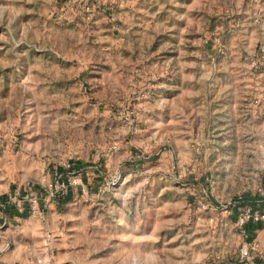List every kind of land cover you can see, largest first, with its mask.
<instances>
[{"label": "rangeland", "instance_id": "1", "mask_svg": "<svg viewBox=\"0 0 264 264\" xmlns=\"http://www.w3.org/2000/svg\"><path fill=\"white\" fill-rule=\"evenodd\" d=\"M259 41L257 0H0V194L51 206L27 259L234 264L231 201L264 196Z\"/></svg>", "mask_w": 264, "mask_h": 264}, {"label": "crops", "instance_id": "2", "mask_svg": "<svg viewBox=\"0 0 264 264\" xmlns=\"http://www.w3.org/2000/svg\"><path fill=\"white\" fill-rule=\"evenodd\" d=\"M258 36L260 40L258 42V49L261 51L258 57L260 58V62H264V4L262 0L257 2V37ZM257 76H264V72L260 70L257 71ZM157 102L159 107L162 105L164 106V104L166 106L165 98L158 99ZM146 108L147 104L145 106V109ZM258 110L259 112H264V105H259ZM262 124L264 126V121ZM146 125L147 124L143 125L141 123L135 126V131H137L136 134L138 133V136L140 137L139 139H141L143 143H156L159 140L166 141L168 138H170L167 133H164V131H162L161 128L155 129V125L148 124L147 127ZM100 172H96L94 175L95 177H98L97 179L99 180L100 176L102 175L101 170ZM32 188L33 190H35L36 195L38 193L40 194L41 191L36 186H33ZM245 193H248V198H251L250 200H257L260 202L264 201V196L256 194L251 195L248 191H246ZM245 197V194H243L239 199L241 201H245ZM237 199H233L231 207L235 208L237 206V204L240 202L236 201ZM19 208L21 209V207ZM47 208L50 210L51 206H48ZM47 208L46 210L42 209L44 214L41 213V215L30 214V212L27 215L21 216L11 213L12 210H10V213L8 212L9 216H7L0 206L2 216L8 220V223L4 225L3 228H0V240L5 236H8L12 240L11 247L4 253H0V260L4 262L3 264H27L28 255L26 245L28 244V242L26 243V241H37L39 239V235L42 234L43 230L51 226V223L47 222V214H49L51 211H48ZM257 232L258 234L263 236L264 239V228L259 229Z\"/></svg>", "mask_w": 264, "mask_h": 264}, {"label": "built area", "instance_id": "3", "mask_svg": "<svg viewBox=\"0 0 264 264\" xmlns=\"http://www.w3.org/2000/svg\"><path fill=\"white\" fill-rule=\"evenodd\" d=\"M258 1L260 0H257V2ZM259 62H260V58L257 56V64ZM113 148L115 149L117 148L116 142L114 143ZM61 179H62L61 182H59L58 179L56 180L57 182L56 185L58 186L66 185V187L70 186L69 176L67 177V175L64 176L62 175ZM44 188H45L44 194H48V195L52 194L53 198L55 197L56 194L54 192L52 191L50 192L46 187ZM240 196L241 195H239L238 199L236 200L240 202L234 208V221L240 238V242L237 250V257L234 264H264V239L263 236H261L257 232L259 229L264 228V226L251 228L252 226L257 225L258 223L264 224V201L262 202L257 200L241 201L239 199ZM30 208H31L30 209L31 212L32 211L31 204H30ZM8 247H9V242L5 241L3 245L0 247V250L4 251L8 249ZM47 261H49V250L47 249L46 246H44L39 253H35L30 249L29 259H27L28 264H47L48 263Z\"/></svg>", "mask_w": 264, "mask_h": 264}, {"label": "trees", "instance_id": "4", "mask_svg": "<svg viewBox=\"0 0 264 264\" xmlns=\"http://www.w3.org/2000/svg\"><path fill=\"white\" fill-rule=\"evenodd\" d=\"M69 170H71V169H69ZM32 186H36L42 193H44V191H45V188L42 185H40L39 183H33ZM71 193H72L71 187L67 186L66 191L62 194L68 195L70 198V197H72ZM244 194L246 196L244 200L247 201V200L251 199V198H248V193H244ZM21 196H23V195H21ZM59 196H60V194H56L54 199L56 200ZM0 204H1L0 206L2 207L3 211L5 212V215H7V216H9L10 210H12L11 213H13V214H18V215L24 216V215H27L28 213H30V209H31L30 203L27 200H23L22 206L20 209L16 203L9 200L8 195L6 193L0 194ZM263 226H264L263 223H258L257 225H254L251 228L263 227Z\"/></svg>", "mask_w": 264, "mask_h": 264}]
</instances>
